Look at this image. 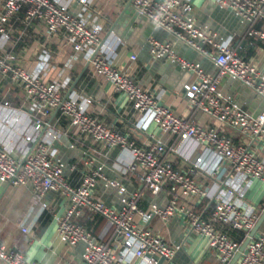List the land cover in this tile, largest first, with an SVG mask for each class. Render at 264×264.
Instances as JSON below:
<instances>
[{
	"label": "built area",
	"instance_id": "1",
	"mask_svg": "<svg viewBox=\"0 0 264 264\" xmlns=\"http://www.w3.org/2000/svg\"><path fill=\"white\" fill-rule=\"evenodd\" d=\"M76 1L83 7L84 15L71 13L66 4L58 0H0V33L5 34L10 17L25 7L24 23L38 21L48 35L61 34L73 55L88 52L92 75L123 93L132 107L149 117L161 133L175 135L177 143L167 146L150 135L145 143L138 144L134 138L88 113V99L64 96L61 85L47 81L37 71H30L6 56L0 59V74L7 75L22 93V105L29 110V123L14 147L0 144V183L29 188L44 208L47 204L43 198L48 192L62 199L65 207L55 216L56 234L66 245H82L80 264H129L133 259L140 264L170 261L178 245H170L139 219L167 222L179 216L189 233L206 239L219 264H228L242 244L232 233H241L245 240L259 217L254 205L241 203L245 195L239 183L258 180L264 184V157L252 148L254 142L264 146V111L256 115L247 113L222 95L218 84L226 76L264 100V73L235 50L232 38L219 42L215 33L199 25L190 15L188 1L125 0L137 15L169 34L172 41L150 39L148 52L194 74V80L183 86L184 95L189 105L200 111L209 124L201 125L177 116L103 53L101 26L90 22L96 11L91 8L90 0ZM214 1L248 23V35L264 42V0ZM174 41L203 55L217 68V73L208 74L198 63L175 55ZM135 57L130 55L132 60ZM3 105L7 106L8 102L4 101ZM53 112H59L68 121L77 141L97 144L104 154L118 149L121 152L116 164L119 178L105 175L103 164L94 166L85 150L82 174L77 184L71 183L68 174L76 169V164L67 163L52 148L62 134L48 121ZM189 142L193 148L201 149L193 168L226 177L225 181L219 180L213 191L197 183L188 171L176 169L170 156L159 157L166 152L181 155L182 145ZM74 147L73 143L68 145L69 149ZM209 158H212L211 165H207ZM225 166L233 177L224 174ZM128 176L135 177L150 193L165 191L168 201L164 206L151 203L148 210L142 209L139 206L141 191H123V181ZM98 181L105 187L122 191L118 207L109 206L94 195ZM197 196L212 197L213 207L207 217L178 202L180 197ZM88 213L102 216L115 240H106L103 234L96 235L77 221ZM0 264L39 263L29 261L21 250L0 242ZM236 264H264V235L250 238Z\"/></svg>",
	"mask_w": 264,
	"mask_h": 264
},
{
	"label": "crops",
	"instance_id": "2",
	"mask_svg": "<svg viewBox=\"0 0 264 264\" xmlns=\"http://www.w3.org/2000/svg\"><path fill=\"white\" fill-rule=\"evenodd\" d=\"M58 1L66 4L73 14H85L83 7L76 0ZM186 1L191 5L190 15L199 25L215 33L219 42L232 38L235 50L264 73V42L248 35V23L241 21L231 11L220 8L214 0ZM90 6L97 13L90 22L99 23L101 26L100 49L116 67L127 72L137 84L168 106L175 115L201 125L209 124L200 111L189 105L184 95L183 86L194 80V74L164 58H155L148 52L150 39L172 41L167 32L137 15L125 0H90ZM25 10L24 7L10 17L5 25V34L0 33V59L10 56L14 63L30 71H37L47 81L61 85L64 96L88 99V113L134 138L138 144L145 143L150 135L158 137L167 146L177 143L175 135L161 133L149 117L132 107L123 93L115 91L110 83L92 75L88 52L73 55L70 45L61 34L48 35L38 21L24 23ZM172 44L175 55L198 63L208 74L217 73V68L200 53L178 41ZM133 54L136 56L134 60L130 59ZM218 89L222 95L230 98L251 115L264 111V100L239 82L224 76L219 81ZM4 101L8 102L7 106L3 105ZM22 104V93L11 84L7 75L0 74V144L5 147H14L29 123V110ZM48 121L62 132L60 138L52 144V148L67 163L76 164V169L68 174L71 183L77 184L82 174L85 150L88 151L87 155L93 160L94 166L103 164L105 175L119 178L116 164L121 152L118 149L104 154L97 144L77 141L68 121L59 112H53ZM70 143L75 145L74 149L68 148ZM252 146L264 157V146L256 142ZM200 150L193 148V144L189 142L182 145L181 155H170L166 152L159 154V157L170 156L176 169L188 171L197 183L213 191L219 180L225 181L226 177L193 168ZM211 164L212 158H209L207 165ZM228 170L225 166L224 174L233 177L234 174ZM123 185L125 192L135 189L142 192L139 206L144 210H148L151 203L164 206L169 198L165 191L150 193L133 176H128ZM239 186L245 195L241 203L254 205L260 215L264 209V184L258 180H250L240 182ZM93 193L112 207L120 205L123 194L119 189L105 187L100 181L94 187ZM43 202L47 207L41 206L29 188L0 183V242L21 250L29 261L39 264H80L82 245H66L56 234L55 216L64 211L65 203L53 192H48ZM178 202L203 217H207L213 207L212 197H180ZM77 221L92 233L103 234L109 241L115 240L112 229L107 227L102 216L88 213L77 218ZM139 222L158 232L170 245H178L173 258L170 261H161L160 264H219L206 239L189 233L181 216L170 218L167 222L159 219H139ZM232 235L237 240L244 241L241 233L233 232ZM259 235H264V221L254 237ZM129 264L140 262L133 259Z\"/></svg>",
	"mask_w": 264,
	"mask_h": 264
},
{
	"label": "water",
	"instance_id": "3",
	"mask_svg": "<svg viewBox=\"0 0 264 264\" xmlns=\"http://www.w3.org/2000/svg\"><path fill=\"white\" fill-rule=\"evenodd\" d=\"M264 221V209L261 211L254 227L251 229V231L249 232L248 237L245 238V240L242 242L239 251L236 253V255L230 260L229 264H235V262L237 261V259L239 258L241 252L244 250L245 246L247 245V243L249 242L250 238L252 236H254L255 232L257 231L258 227L260 226V224Z\"/></svg>",
	"mask_w": 264,
	"mask_h": 264
}]
</instances>
